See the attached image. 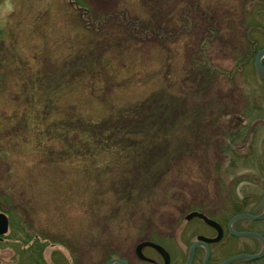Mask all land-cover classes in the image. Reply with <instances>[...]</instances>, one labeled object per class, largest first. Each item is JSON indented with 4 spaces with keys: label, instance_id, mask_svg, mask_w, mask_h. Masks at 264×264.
I'll use <instances>...</instances> for the list:
<instances>
[{
    "label": "rangeland",
    "instance_id": "374dc122",
    "mask_svg": "<svg viewBox=\"0 0 264 264\" xmlns=\"http://www.w3.org/2000/svg\"><path fill=\"white\" fill-rule=\"evenodd\" d=\"M80 1L84 5L0 0V211L8 218L0 264H60L62 259L90 264L101 244L135 238L140 227L174 219L192 195L219 201L226 193L215 195L214 187L224 185L233 187L229 199L240 197V189L255 198L264 186V81L250 63L237 67L232 80L216 76L209 86L193 75L202 46L212 48L218 69L233 66L223 41L241 39L237 19L255 13L264 0ZM150 9L159 18L154 32L132 37L120 31L133 12L145 19ZM95 17L107 21L98 34L104 46L113 44L116 33L124 41L87 75L82 63L93 64L94 58L82 55L90 40L82 27L94 26ZM260 22V32L250 34L257 50L264 47ZM75 55L80 63L86 60L76 65L72 77L77 79L66 86V70L74 64L63 65L74 62ZM91 78L98 81L93 91L82 85ZM192 83L198 86L191 90ZM53 95L55 108L74 116L81 109L92 120L155 97L159 105L142 109L139 125L141 135L153 132V137L140 146L130 144L127 155L109 157L86 153V140L75 133L68 141L76 143L77 152L62 154L68 146L63 140L66 146L51 141L48 148L64 149L59 155L40 153L35 117L42 101ZM69 100L77 104L67 108ZM52 120L70 123L66 115ZM216 122L220 127L211 128ZM201 124V135L195 137L193 127ZM215 130L225 134L213 138ZM204 188H209L207 195ZM33 235L38 237L29 240Z\"/></svg>",
    "mask_w": 264,
    "mask_h": 264
},
{
    "label": "trees",
    "instance_id": "16d2710c",
    "mask_svg": "<svg viewBox=\"0 0 264 264\" xmlns=\"http://www.w3.org/2000/svg\"><path fill=\"white\" fill-rule=\"evenodd\" d=\"M75 2L76 5L78 6H82L84 5L82 1H77V0H73ZM141 1H145V0H141ZM157 1H162V0H157ZM149 3V1H147ZM147 3V4H148ZM264 5V4H262ZM257 11L255 13L249 12L243 16H241L242 18H238L237 21L238 22V34L239 37H241V39H239L238 41L233 39L231 41H227L228 43H226L225 41H223L225 43V47L229 48L228 50L230 51L232 57H233V66L230 68H227L225 70H221L218 69L219 67H217L214 63H213V57H212V48L208 47V46H202L201 47V61L198 64V67L194 69L193 75L196 77V80L199 81V84L201 82H203V85L209 86L211 85V81L213 80L214 77L216 76H220L223 75L225 77H227L228 80H232L233 79V74L236 72L237 67L239 66H246L248 63L252 64V57L255 54L256 50L258 49V46L256 44V41H252L250 39V34L251 33H259L260 32V27L262 26V23L260 22V20H264V6H260L259 8H256ZM156 11L159 12V10L157 9ZM263 11V14H262ZM156 12H152V9H150L147 13V17L144 19L142 18L140 15L136 14V13H132L130 15V20L124 23H121V28L122 33L128 34L129 36H135L137 32H141L144 33L145 31H151L154 32L155 27H160L159 25V18H157V16H155ZM127 16V15H126ZM95 25L92 27H98L100 28L99 30H96V28H92L91 26L89 27V25L83 23V27L82 29L84 31H86L89 35V47H86V49H84L82 51V55H87L86 57L89 56H93L94 58V62L93 64L90 63H82L84 62V60H86V58L84 60H81V63L84 65L82 67V70L84 71H88V73L86 72L87 75H90L93 73V71H95V69H97V64L99 63L100 59H103L105 56L109 57L111 54H113V52H115L114 49L115 46L122 44V42L124 41V38L122 37L123 34H119L116 33L114 34L110 39L113 40V44H108L107 46H104L103 43L100 41V36L98 34H100V30L104 27V24L107 22L106 20H104L103 18L100 19L99 17H95ZM131 23V25L129 24ZM133 25V26H132ZM134 25L136 26L135 30H134ZM89 27V28H88ZM141 30V31H140ZM143 30V31H142ZM237 32V29H236ZM262 32V31H261ZM109 39V40H110ZM210 42V41H208ZM207 42V43H208ZM209 49V51H207V56L206 54H204L203 52H206L205 49ZM68 49L72 50L71 47H69ZM78 46H76V50L78 55H80V52L78 50ZM76 58V60L70 61L72 57H70V62H65V64L63 65L64 67H69V65L74 64L73 67H69L66 71V75L68 77H70L69 79H67L65 82H63V84H65L66 86H72L71 84H73L75 82V80L77 79L76 77H72L74 75L75 72V68L76 65L78 64V67L81 65L78 57L75 55L73 56ZM263 65H264V61H263ZM77 67V68H78ZM60 70H63L64 68L61 67L59 68ZM90 73V74H89ZM66 76V78H68ZM194 77V79H195ZM229 77V78H228ZM27 80H30V78H24ZM193 79V77H192ZM65 80V79H64ZM95 79H90V81L87 83L86 79L84 80V83L86 86H84V88H88L91 89L93 91L94 88H96V83L98 82H94ZM201 80V82H200ZM87 83V84H86ZM198 86V83L194 84L192 83V86L189 87V89H195V87ZM57 90V89H56ZM57 92H61L60 90ZM194 94V93H193ZM87 95H91L87 94ZM155 99V97L152 98H145L143 101L141 102H137L136 105L135 104H128L127 106H123L122 109H118L117 111H113V112H108L109 114L107 115L108 118H94L93 120L89 117L90 113L85 112L84 116H82L80 114L81 109H76L77 112V116H74V114H67L65 111L63 110H59L57 108L54 107V105H56L58 103V98L56 97V95H53L51 98H49V100L46 101H42V107L43 109L39 110L36 114L37 116L35 117V120L37 122L36 124V147L38 152L40 153H46L48 152L49 154H60L61 152H63L62 150L64 149H60V150H49V145L53 142H57L58 144L62 145L67 143L68 146L67 148H65L64 152L62 154H70L73 152H77L76 150H74L76 143L75 142H70L68 141V139H70L72 134H77L79 137H82L83 139H85L86 141H84V143L82 144L83 148H86L85 152L86 153H90L91 155L97 156L99 153H107L108 156H112L113 154H121V152L123 154H128V150L125 148L128 147L130 144H134L136 143L138 146L143 145V143L145 142V139L148 140L151 136L152 133L151 132H147L148 134L146 135H141L139 132V125H140V115L142 113V109H145L146 107H150L151 104V108H156L155 106H158L159 104H155L153 103L152 99ZM217 98V97H216ZM152 100V101H151ZM77 104V102L75 100H69L67 102V108L70 106H75ZM65 105V102H62V106ZM61 106V107H62ZM138 106V107H136ZM30 107V106H29ZM135 107V108H134ZM25 108L27 109L28 106H25ZM32 108V107H31ZM36 109V107H34ZM120 110V111H119ZM219 111V110H218ZM216 111V113L220 114V112ZM66 115L67 117H69V124H65L63 121L60 122H54L52 119L53 118H57L60 119L62 118V116ZM221 114L219 115L220 118ZM218 117V116H217ZM73 118V121H72ZM51 119V120H49ZM130 119L134 120L133 123L130 124ZM56 120V121H57ZM45 123H48L49 125H46L47 127H45V129H39V126H44ZM64 123V124H63ZM218 124L217 122L215 124H211L210 127L211 128H219L220 126L216 125ZM201 125L196 126H192L194 129L196 128L197 130H193V135L195 137H200L201 133L200 130H203L201 127ZM222 126V125H221ZM43 130V131H42ZM221 132V133H220ZM218 133L220 134H225V132L222 130H215L214 134H213V138H216V136L218 135ZM16 135V134H15ZM226 135L228 137H231L232 134L226 133ZM148 137V138H146ZM153 137V136H152ZM212 138V139H213ZM65 141L62 142V141ZM119 140L121 145L118 147V145H114V142ZM43 141H47L45 142V144L43 145ZM215 141V140H214ZM113 143V145H111ZM47 147L45 149V151H42V149L46 146ZM118 144V143H117ZM211 144V143H210ZM112 147H111V146ZM186 145V142H185ZM190 145V143H189ZM66 146V144H65ZM187 146V145H186ZM92 147L94 149H92ZM111 147V148H110ZM91 148V150H89ZM69 149V150H68ZM0 152H1V148H0ZM59 152V153H57ZM85 152L83 151V154H85ZM98 152V153H96ZM81 156H83L81 154ZM46 157V156H45ZM122 183V182H121ZM1 200H0V204H1ZM1 208V207H0ZM6 211V210H5ZM29 240L37 238L38 235L36 236H28ZM21 238V237H20ZM20 240H23V238H21ZM24 241V240H23ZM26 242V241H25Z\"/></svg>",
    "mask_w": 264,
    "mask_h": 264
},
{
    "label": "flooded vegetation",
    "instance_id": "af4514ba",
    "mask_svg": "<svg viewBox=\"0 0 264 264\" xmlns=\"http://www.w3.org/2000/svg\"><path fill=\"white\" fill-rule=\"evenodd\" d=\"M224 187L216 186L213 191L215 195L225 192L222 200L210 195L207 198L192 195L187 208L181 209L174 219L140 227L135 238H114L101 244L100 253L90 264H222L238 254H258L263 248L261 240L239 233L255 232L264 240V217L235 216L241 213L259 216L264 212V186L255 198L250 194L245 196L240 189L241 195L235 199H229L228 194V188L233 187ZM204 189L207 195L209 188ZM193 212L204 215L212 223L199 215L188 217ZM263 259L264 252L259 258H235L225 264H261ZM60 264L67 263L62 259Z\"/></svg>",
    "mask_w": 264,
    "mask_h": 264
},
{
    "label": "water",
    "instance_id": "95a60500",
    "mask_svg": "<svg viewBox=\"0 0 264 264\" xmlns=\"http://www.w3.org/2000/svg\"><path fill=\"white\" fill-rule=\"evenodd\" d=\"M264 57V47L260 48L259 50L256 51V53L254 54L253 60H252V64L253 67L256 71V73L262 78V80L264 81V65L262 63V59ZM262 202L264 205V193L262 194ZM191 215H199L200 217H202L203 219H205L206 221L212 223L210 220H208L204 215L199 214L197 212H193L191 214L188 215V217H190ZM240 216H247V217H251V218H262L264 217V212L259 215V216H253L251 214L248 213H241L235 216V218L240 217ZM8 230V218L6 216V214L2 211H0V238L2 235H4ZM239 234H249V235H254L256 237H258L262 244H263V248L262 251L259 252L258 254H238L236 256H233L227 260H225L222 264L227 263L228 261L235 259V258H251V259H255V258H259L262 256L263 252H264V240L263 238L255 232H241Z\"/></svg>",
    "mask_w": 264,
    "mask_h": 264
}]
</instances>
